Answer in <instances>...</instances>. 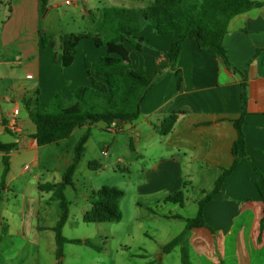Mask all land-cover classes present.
<instances>
[{
	"label": "crops",
	"instance_id": "obj_1",
	"mask_svg": "<svg viewBox=\"0 0 264 264\" xmlns=\"http://www.w3.org/2000/svg\"><path fill=\"white\" fill-rule=\"evenodd\" d=\"M79 1L85 5L74 6L68 16L70 23L83 21L87 23L85 27L92 24L96 30L69 34L100 33L104 8L146 7L136 4L129 8L125 0ZM250 1L262 6L234 17L227 27L223 43L230 63L245 77L247 84L246 116L242 127L245 156L238 154L235 170L205 205L203 218L207 228H194L189 231L192 232L190 238L186 235L185 240L190 242L198 258L195 264H226L224 259L227 257L231 258L228 264H264V210L255 187L257 175L253 168L255 166L264 175V0ZM0 5H4L7 12L5 25L1 28V41H14L26 56H31L30 65L34 72L26 77L37 80L39 88L34 92V103L39 101V89H43L48 98L62 89V96L69 99L77 86L87 84L84 62L89 57L87 53L91 47L88 41L91 39L79 41L73 64L65 69L61 67L59 42L62 36H55L51 22L41 24V20L55 14L52 11L56 8L53 0H48L44 8L42 0H0ZM47 6L49 9L41 17ZM25 28L28 32L23 35L21 31ZM137 35L143 38L141 51L132 44L125 45L132 68L144 72L147 78H151L157 68H162V76L146 94L140 116L132 125L124 126L121 131L101 122L89 128L83 127V133L89 131L83 155L87 152L94 157L98 152L102 154L103 149L112 144L110 136L113 134L131 137V151L140 175L136 190L145 199L157 194L160 197L148 201L147 205L165 203L167 197L177 192L183 193L185 203L190 190L199 191L200 196L192 198V202L197 204L212 190L223 171L233 164L231 150L236 140L233 121L241 113V76L225 67L211 50L200 49L190 39L182 42L176 67L172 68L168 66L167 53L176 36L157 35L148 23ZM42 38L46 41L44 47ZM29 45H32V50ZM97 50L99 57L91 65L106 54L103 48ZM20 55L23 56L22 53ZM78 63L82 66L75 70ZM178 79L180 83L177 86ZM4 100L10 98L5 97ZM25 100L29 101L20 92L13 102L15 109H18L19 102L23 104ZM172 113L176 114L172 129L168 134L160 135L158 131L162 121ZM2 121L4 129L8 130L10 122L6 118ZM34 132L32 124L31 130L25 133L20 129L18 135L29 149L38 148L31 138ZM15 142L18 143V139ZM229 239L232 243H227ZM189 264L192 263L189 261Z\"/></svg>",
	"mask_w": 264,
	"mask_h": 264
},
{
	"label": "rangeland",
	"instance_id": "obj_2",
	"mask_svg": "<svg viewBox=\"0 0 264 264\" xmlns=\"http://www.w3.org/2000/svg\"><path fill=\"white\" fill-rule=\"evenodd\" d=\"M68 1L69 4H65ZM131 8L136 4L148 6L152 0L143 2H128ZM56 5L49 18L41 20V24L51 22L52 32L55 36H63L84 30L94 31L95 27H85L87 23L76 21L70 23L69 15L74 6H84L79 0H53ZM4 5H0V33L7 13ZM48 6L41 17H44ZM6 31V26H5ZM28 32L27 28L21 34ZM47 38V37H46ZM87 61L99 57L97 49L91 40L88 41ZM32 50V45H29ZM145 46V45H144ZM145 48H150L146 45ZM95 49V50H94ZM29 50V52L31 51ZM105 54L104 49L102 50ZM22 53L23 56L20 55ZM16 55L20 57L15 58ZM11 56V57H10ZM104 56V55H102ZM101 56V57H102ZM31 56L25 55L14 41L4 43L0 35V142L4 144L16 143L18 149L8 154V172L3 179L5 190L1 191L0 198V264H181V248L187 251L190 263L198 260L195 251L187 239L180 245L164 252L163 248L184 230L186 219L196 217L198 206L192 198L200 196L199 191L190 190L187 201L182 207L172 202L147 205L154 197H140L136 184L140 180L138 164L129 148L131 137L113 134L110 136L112 144L104 148L106 155L97 153L95 157L87 152L82 156L76 166L72 183L63 190L67 203V220L61 229V236L66 241H87L90 246L83 243H64L62 256L56 258L57 246L53 228L60 218L59 200L54 190H40V186L47 183L57 184L70 166L74 156V148L83 130L76 129L67 139L36 149H29L20 141L19 132L31 130L32 122L21 102L18 103V114L15 124L18 132L4 129L2 120L11 119L8 114L15 110L13 102L15 97L23 92L25 98L34 103V92L37 80L26 77L33 74ZM77 65V64H76ZM79 65L82 66V63ZM65 69V68H64ZM58 89L54 93H61ZM53 93V94H54ZM10 98L5 101L4 98ZM39 103L47 104L51 97L43 94L39 89L37 95ZM63 97V96H62ZM48 98V99H47ZM64 98V97H63ZM71 96L69 97V99ZM69 100L68 98H64ZM9 123V124H10ZM130 136V134H129ZM101 165L99 170H92L88 164L94 161ZM3 174V157L0 156V182ZM115 187L122 190L124 195L119 202L121 220L116 223H85L83 214L89 209L92 193L101 187ZM140 207H139V206ZM174 216L168 218L164 216ZM213 228V227H212ZM214 232L216 230H213ZM192 232H188L190 238ZM217 233V232H215ZM227 243H232L229 239ZM219 257V255L217 256ZM231 258H225L226 264ZM204 262L206 259H201Z\"/></svg>",
	"mask_w": 264,
	"mask_h": 264
},
{
	"label": "trees",
	"instance_id": "obj_3",
	"mask_svg": "<svg viewBox=\"0 0 264 264\" xmlns=\"http://www.w3.org/2000/svg\"><path fill=\"white\" fill-rule=\"evenodd\" d=\"M48 0H42L43 8ZM141 2L144 0H129ZM262 6L261 3L250 0H152L142 9L104 8L102 10V26L100 33L67 34L60 38L59 50L61 67L68 68L73 64L76 47L79 41L91 39L97 49L103 48L105 55L100 57L94 65L84 62L87 84L77 86L69 100H65L60 93H54L47 104L38 100L31 106L30 101H24L25 109L35 132L31 138L37 147L57 144L67 139L76 129L91 127L97 123H104L108 127L113 125L121 131L124 126L132 125L140 116V108L149 90L162 76V68H157L151 78H147L142 71L132 68L126 44H132L137 51L143 48V38L137 34L145 23L157 35H174L177 39L171 44L167 53L168 66L175 68L179 59L182 42L185 39L194 40L200 49L211 50L230 71L241 76V113L233 121L236 131V140L232 145L233 164L224 170L216 180L209 193L198 201L197 214L193 219H187L184 230L179 236L171 240L163 248L168 252L180 245L187 233L194 228H207L203 209L207 203L221 190L224 180L235 170L238 163V154L245 156V139L242 127L245 124L247 84L245 77L229 61L224 48V37L230 21L252 8ZM46 41L42 38V46ZM176 75L178 72L176 71ZM180 83V79L177 81ZM176 114L168 115L159 128L160 135H166L172 129ZM5 126V123H3ZM89 138L86 130L74 148V156L70 166L57 184L47 183L40 186V190H54L59 200L60 218L53 228L57 246L56 258L62 256L64 243L85 244L87 241H66L61 236V229L67 220L68 207L63 190L73 186L72 178L76 166L81 160L84 146ZM132 150V145L129 143ZM18 149L17 143L4 144L0 142V153L3 154V174L0 182L1 191L5 190L3 179L8 172V154ZM92 170H99V163L92 161L88 164ZM257 179L255 187L264 210V175L254 166ZM123 191L115 187H101L92 193L89 209L83 214L85 223H116L121 220L119 202L123 198ZM183 206V193L177 192L165 199ZM59 264V263H58ZM181 264H189L187 251L181 248Z\"/></svg>",
	"mask_w": 264,
	"mask_h": 264
},
{
	"label": "built area",
	"instance_id": "obj_4",
	"mask_svg": "<svg viewBox=\"0 0 264 264\" xmlns=\"http://www.w3.org/2000/svg\"><path fill=\"white\" fill-rule=\"evenodd\" d=\"M66 4H69V2H66ZM28 78H29V77H28ZM17 114H18V110H17V109H15V110L12 111V113H11L12 122L9 124V127L11 128V130H12V131H16V132L19 131V129L17 128V126H16V124H15V117H16ZM112 126H113V125H112ZM113 127H114V126H113ZM102 154L105 155L106 153L103 152Z\"/></svg>",
	"mask_w": 264,
	"mask_h": 264
}]
</instances>
